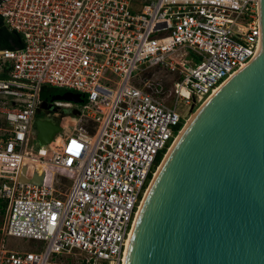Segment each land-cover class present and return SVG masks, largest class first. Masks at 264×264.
<instances>
[{
    "label": "built area",
    "instance_id": "1",
    "mask_svg": "<svg viewBox=\"0 0 264 264\" xmlns=\"http://www.w3.org/2000/svg\"><path fill=\"white\" fill-rule=\"evenodd\" d=\"M0 17L22 40L0 49V264H125L159 158L257 57L260 0H0ZM55 89L86 103L50 101ZM58 118L37 149V120Z\"/></svg>",
    "mask_w": 264,
    "mask_h": 264
},
{
    "label": "water",
    "instance_id": "2",
    "mask_svg": "<svg viewBox=\"0 0 264 264\" xmlns=\"http://www.w3.org/2000/svg\"><path fill=\"white\" fill-rule=\"evenodd\" d=\"M260 18L257 57L182 133L143 201L125 264H264V0ZM59 98L86 103L70 92ZM36 128L39 149L61 133V118ZM30 180L25 167L22 181Z\"/></svg>",
    "mask_w": 264,
    "mask_h": 264
},
{
    "label": "rangeland",
    "instance_id": "3",
    "mask_svg": "<svg viewBox=\"0 0 264 264\" xmlns=\"http://www.w3.org/2000/svg\"><path fill=\"white\" fill-rule=\"evenodd\" d=\"M144 2H154L156 0H143ZM149 77H151V75H149ZM156 78V77H155ZM62 92L64 93V90H57L55 89L52 94H53V98L56 100V101H64V100H61L59 98V93L62 94ZM66 92V91H65ZM203 106L202 105H197L195 106L193 112H190L188 114V116H186V119L184 121V124H183V128L182 130L184 129V127L187 125V123L189 122V120L192 118V116L194 114H196L198 112V110ZM82 108V107H81ZM80 108V109H81ZM63 114L65 115H70L71 114V111L70 110H63ZM44 114L41 115V117H43ZM67 120V119H66ZM30 145H33L35 146L36 143L35 141H31L30 142ZM170 151V150H169ZM168 151V152H169ZM168 152L166 153V155L168 154ZM166 155L163 157L162 159V162L160 164V166L162 165ZM59 180L61 182V184L59 185V190L61 192H66L68 190V188L70 187V181L66 180L63 176H60L59 175ZM3 214H0V227L2 225V222H3ZM7 243H8V247L9 249L11 250H14V251H32V252H38L40 250H42L43 248V243L42 242H38V241H34V240H27V239H19V238H14V237H10L7 239Z\"/></svg>",
    "mask_w": 264,
    "mask_h": 264
},
{
    "label": "trees",
    "instance_id": "4",
    "mask_svg": "<svg viewBox=\"0 0 264 264\" xmlns=\"http://www.w3.org/2000/svg\"><path fill=\"white\" fill-rule=\"evenodd\" d=\"M21 38L19 35H17L16 33H12L9 32L3 25V20L0 17V47L2 49H12V48H16L18 46H21ZM47 94H49V92H47L45 90L43 96H46ZM182 128V125L178 127L177 130H180ZM161 156L158 160V162H160L162 160Z\"/></svg>",
    "mask_w": 264,
    "mask_h": 264
},
{
    "label": "bare ground",
    "instance_id": "5",
    "mask_svg": "<svg viewBox=\"0 0 264 264\" xmlns=\"http://www.w3.org/2000/svg\"><path fill=\"white\" fill-rule=\"evenodd\" d=\"M243 69H245V68H243ZM243 69H242V70H243ZM238 73H239V72H238ZM238 73H236V74H238ZM236 74H235V75H236ZM235 75H233L231 78H233ZM231 78H230V79H231ZM216 93H217V92H216ZM195 117H196V114H194V115L192 116V118L189 120V122L187 123V125H186V126L184 127V129L181 131L180 136L177 138V140L175 141L174 145L172 146V148L170 149V151H169L168 154L166 155V157H165V159H164L162 165L164 164V162H165V160L167 159L168 155L170 154V152H171L172 149L174 148L175 144L177 143V141H178L179 138L181 137L182 133L185 131V129L188 127V125L192 122V120H193ZM67 122H70V120H69V119L64 120V124H67ZM58 140L60 141V138H59ZM162 165L160 166V168L162 167ZM160 168H159V170H160ZM159 170H158V172H159ZM158 172L156 173L155 178H156ZM38 175H39V176L42 175V170H41V169L38 170ZM155 178H154V180H155ZM154 180H153V182H154ZM153 182H152V184H153ZM152 184H151V186H152ZM151 186H150V188H151ZM150 188H149V190H150ZM149 190H148V192H149ZM148 192H147V194H148ZM145 197H147V195H146ZM145 199H146V198H145ZM144 201H145V200H144ZM143 203H144V202H143ZM141 208H142V207H141Z\"/></svg>",
    "mask_w": 264,
    "mask_h": 264
},
{
    "label": "flooded vegetation",
    "instance_id": "6",
    "mask_svg": "<svg viewBox=\"0 0 264 264\" xmlns=\"http://www.w3.org/2000/svg\"><path fill=\"white\" fill-rule=\"evenodd\" d=\"M0 49H2V48L0 47Z\"/></svg>",
    "mask_w": 264,
    "mask_h": 264
}]
</instances>
